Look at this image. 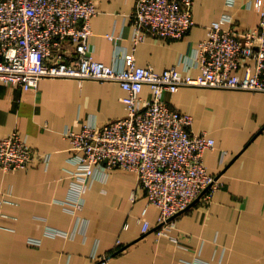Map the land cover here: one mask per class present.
Listing matches in <instances>:
<instances>
[{
  "label": "crops",
  "instance_id": "1",
  "mask_svg": "<svg viewBox=\"0 0 264 264\" xmlns=\"http://www.w3.org/2000/svg\"><path fill=\"white\" fill-rule=\"evenodd\" d=\"M136 1L97 0L94 59L124 67L134 46ZM194 2L190 31L179 40L148 36L136 46L138 65L195 75L197 47L213 21L231 16L239 31L260 22L255 0ZM125 93L118 83L97 80L47 77L30 90L0 83V137L17 130L46 157L24 169L0 168V264H96L104 255V264H264V92L193 86L165 93L170 105L193 116L194 131L215 139L204 162L224 183L209 204L195 203L163 234L155 230L159 209L135 172L97 170L82 193L74 183L78 166L65 132L124 115ZM143 94L151 96L148 86ZM67 201L80 205L73 212ZM142 217L152 226L146 233Z\"/></svg>",
  "mask_w": 264,
  "mask_h": 264
},
{
  "label": "built area",
  "instance_id": "2",
  "mask_svg": "<svg viewBox=\"0 0 264 264\" xmlns=\"http://www.w3.org/2000/svg\"><path fill=\"white\" fill-rule=\"evenodd\" d=\"M194 3L137 0L130 17L134 46L125 53L124 67L117 68L93 57L89 40L97 0H0V83L30 90L47 77L71 78L115 82L125 90L124 115L65 132L78 166L74 183L82 193L97 170L135 172L149 203L159 209L158 234L195 203L209 204L224 183L204 162L215 139L207 131H194L193 116L170 105L165 93L193 86L264 92V0H255L262 7L255 28L239 31L228 15L212 22L197 47V74L177 66L157 71L137 64L136 46L148 36L179 40L190 31L196 24ZM108 38L117 39L113 34ZM146 86L149 97L143 94ZM37 160L46 157L19 131L0 137L1 169H24ZM67 205L74 212L80 204ZM141 220L143 233L152 229L149 220Z\"/></svg>",
  "mask_w": 264,
  "mask_h": 264
},
{
  "label": "rangeland",
  "instance_id": "3",
  "mask_svg": "<svg viewBox=\"0 0 264 264\" xmlns=\"http://www.w3.org/2000/svg\"><path fill=\"white\" fill-rule=\"evenodd\" d=\"M192 206H193V205H192ZM192 206H191V207H192ZM191 207H190V208H191ZM190 208H189V209H190ZM189 209H188V210H189ZM182 214H183V213H182Z\"/></svg>",
  "mask_w": 264,
  "mask_h": 264
}]
</instances>
